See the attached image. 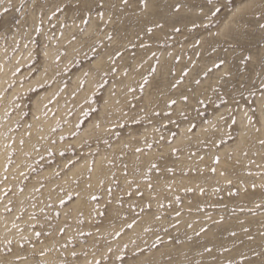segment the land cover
<instances>
[{
	"label": "rangeland",
	"instance_id": "1",
	"mask_svg": "<svg viewBox=\"0 0 264 264\" xmlns=\"http://www.w3.org/2000/svg\"><path fill=\"white\" fill-rule=\"evenodd\" d=\"M260 1L257 10L252 0H17L9 30L0 31L5 61L22 46L18 58L42 66L45 45L61 46L54 62L60 87L42 112L47 119L55 114L52 143L60 147H48L46 161L39 156L31 170L38 176L56 168L60 176L85 168L79 165L69 180L71 190L47 202L49 212L19 210L17 219L34 218V238L16 222L20 240L3 242L0 256L18 248L15 264H46L35 243L57 229L56 264H264ZM14 2L5 1L0 27ZM97 61L107 70L99 71L87 99L74 103ZM31 88L16 93V108L3 119L16 116L0 132L8 146L23 129L17 121L29 116L27 99L42 97L47 86ZM241 129L246 141L238 148ZM257 131L261 137L251 139ZM97 159L106 174L93 188ZM79 189L86 214L75 208Z\"/></svg>",
	"mask_w": 264,
	"mask_h": 264
},
{
	"label": "bare ground",
	"instance_id": "2",
	"mask_svg": "<svg viewBox=\"0 0 264 264\" xmlns=\"http://www.w3.org/2000/svg\"><path fill=\"white\" fill-rule=\"evenodd\" d=\"M5 1L6 0H0V10L6 6ZM14 1L15 2L13 3L14 4L13 7L10 8L9 11H5V13L3 14V20L1 24L2 26L0 27V31L9 30V23H11L13 20L11 13L16 14L18 12L19 5H16L17 0ZM252 1L254 3L255 0ZM260 2H261L260 0H257L255 1L254 4L252 3L254 5L253 7L258 10V8H260L261 6ZM250 4L251 3L247 5L250 6ZM263 5L264 4H262V6ZM45 19L46 17H44V20ZM34 27H36V24L34 25ZM66 40L67 37L63 35L62 39L59 41V45L62 44L64 45V42ZM11 47L12 49H14L13 46ZM45 47H46L45 50L42 51L43 54L42 66H36V67H32L34 65L33 62L29 63V61H31L29 58L30 56L28 57L27 55H25L23 58L22 56L21 58L20 57L18 58L19 53L22 50V46L21 49L19 50L16 49L15 51H13V53L10 56H12L13 54L14 56L10 60L8 59L9 62L8 60L5 61L7 52L4 54L3 53L0 54L1 56L0 62L2 63V66L4 68L3 72L0 74V124H1L0 132L1 133L7 127L11 126L13 124L14 119L16 118V116H13L12 119L8 120V122L3 123V119L10 106L15 107V103L12 101V99L14 96H16V93L22 90L27 91L28 88L32 89L31 87H33L34 85L37 86L39 84H44V86H47L45 93L42 96L43 99H41L42 97L36 99H27V101L32 100V105L29 106V108L27 107L29 112L27 111L26 116L27 114H29V116L22 117L17 121L23 127V129L14 137L12 146L11 145L8 146L6 144V141L3 138H1L2 135H0V202H1L0 203V245L8 240H14L13 241L14 243L16 244L18 243L20 238L17 237L16 231L13 226L16 222H21V225H23V227L25 228V234H27L31 238H34V234H33L34 229L31 228L30 226V224L32 225V223H34V218L29 217L28 213H25L23 218L17 219L16 215L20 212L19 210L24 206H27L26 210L40 211V208L41 209L45 208L49 212L50 209L46 206L47 202L49 200L56 202L60 198L59 190L61 189H65L66 191L71 190V183L69 180L71 179V177L72 178L78 177L77 175L81 169L80 166H82V169L85 168V166L79 164L80 166L77 165V167L75 169L73 168L71 172L69 171H65L63 173L61 172L60 176L54 174V172L57 170L56 168H49V169L47 168L46 172H44L43 174H39L38 176H35L33 172V170H35L37 167L35 164L38 160H41L42 158L43 161H46L47 157H45L46 155L44 154L48 152L49 150L48 147H51L55 151H58L60 147L59 143L57 146H54L52 143V139L57 138L56 132L53 131V128L57 125L56 123L57 119L55 114L53 119H47L43 117L42 112L44 111L45 102L49 100L47 99L48 96L53 95L57 91L58 87H60L59 78L58 76H56V73H58L60 69H56L54 62H55V58L60 53L61 46L56 48V46L45 45ZM66 49L65 52H68L69 47ZM68 54L66 56H69ZM102 70L105 71L107 69L104 68V65L101 64L100 61L99 62L97 61L94 65V70L92 69L89 70V74H88L89 76L86 78L87 84L85 82V86H86L85 89H83V91L76 92L75 94L76 99L73 100L74 103L81 104L83 101L87 99L90 93L91 85L93 87L92 83H95L96 81V80L94 81V79L97 77V75L100 76V74L98 73L99 71ZM79 77L80 75L72 77L75 84L74 85L72 84L73 88L71 87V89H75L77 87L79 83L78 81ZM20 82H23V84L21 85ZM10 83L11 86L14 85L15 86L13 87V89L9 88L8 90L5 87L8 86ZM22 102H24V100ZM23 106L24 103L22 104V107L20 109L17 110L15 109V111L19 114L18 115L14 114V115L20 117V113L23 114V111H25V108L23 109ZM59 114H61V110L58 112V116ZM261 119L262 122H264V119L263 118ZM239 123L241 124V121H239ZM102 127L104 128V126ZM103 128L101 129L103 130ZM66 129L67 128H65V130ZM255 133L251 134L250 136L251 139H256V138L258 139L259 137H261L260 136L261 133H258V131L257 134ZM83 134L86 135L87 134L86 131H84ZM245 134L246 133L241 129V134H240L241 138L239 139L238 142V148L240 147L241 144H244V142L246 141V138H242V136ZM183 141L182 139H178L176 143H183ZM236 153L235 156H237ZM29 163H34L33 165L35 166V168L33 170H31L32 165ZM100 163H101L100 159H97L94 167V171L91 173V178L89 180L90 185L93 188L98 187L100 180H102V178L105 177L104 174H106L104 173L105 171L103 170ZM64 165H65V161L62 162V166ZM67 172H69L70 175ZM27 176H30L32 178L31 181L28 180L27 182L26 179ZM41 179H44L42 180L44 181L43 185H41L42 183ZM83 182L84 180L81 181L82 184ZM4 190L6 191L4 192ZM10 192L12 195L10 194L11 196H7ZM85 195L86 192L83 189H79L80 197L78 198L75 204V208L86 214L89 209L86 200L83 199ZM32 200L37 202L35 203L34 207L32 206L33 203ZM62 213L64 215V212ZM38 220H40V218H38ZM56 232L57 229L52 233V236L49 237L45 242L35 243L36 247L34 251L40 252L42 250H45L44 253L41 254V259L44 260L46 264H56L55 263L56 257L54 258L53 255L56 253L55 246L56 244L58 243L60 244L62 242V239L58 238L55 235ZM19 255H21V251L18 248H15L10 256L8 257H6L5 255L0 256L1 257L0 264H15L12 261V258Z\"/></svg>",
	"mask_w": 264,
	"mask_h": 264
}]
</instances>
